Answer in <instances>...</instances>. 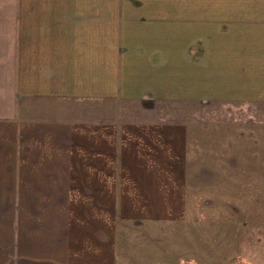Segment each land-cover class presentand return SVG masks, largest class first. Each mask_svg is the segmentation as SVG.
I'll return each mask as SVG.
<instances>
[{
  "label": "crops",
  "instance_id": "1",
  "mask_svg": "<svg viewBox=\"0 0 264 264\" xmlns=\"http://www.w3.org/2000/svg\"><path fill=\"white\" fill-rule=\"evenodd\" d=\"M201 202L264 264V0H0V264H201Z\"/></svg>",
  "mask_w": 264,
  "mask_h": 264
},
{
  "label": "rangeland",
  "instance_id": "2",
  "mask_svg": "<svg viewBox=\"0 0 264 264\" xmlns=\"http://www.w3.org/2000/svg\"><path fill=\"white\" fill-rule=\"evenodd\" d=\"M142 104V105H140ZM144 104V105H143ZM135 105L139 106H146V111L138 113V115H126V116H133V118H164V119H174V118H198V119H206L207 117V110H208V104L207 102H198L196 104H189V103H169V102H156L155 104L153 102H150L148 100H145L143 102H138ZM144 109V108H143ZM203 197L201 201L204 199V194H200ZM198 208V215L197 221H198V231H199V247H200V260L202 261L201 264H207L208 258L207 254L209 249L214 248L211 243L215 240L214 236L217 238L216 242V249L221 246L223 242V234L217 233L219 230V226L224 227L223 225V213L222 211L217 213L218 210H213V217H215L216 225L214 226V229L209 226V213L211 211L210 205H207L206 203H202ZM9 214H14V209H8ZM228 230H230L228 228ZM218 234V235H217ZM172 235L169 233V238Z\"/></svg>",
  "mask_w": 264,
  "mask_h": 264
}]
</instances>
